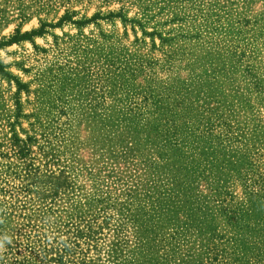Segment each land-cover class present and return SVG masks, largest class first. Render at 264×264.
<instances>
[{
    "label": "trees",
    "instance_id": "16d2710c",
    "mask_svg": "<svg viewBox=\"0 0 264 264\" xmlns=\"http://www.w3.org/2000/svg\"><path fill=\"white\" fill-rule=\"evenodd\" d=\"M132 4L145 17L170 14L168 20L158 19L157 25L177 23L164 35L155 25L150 33L143 32L151 37L150 49L141 53L151 58L149 68L142 66L136 53L112 55L113 60L105 61L107 80L100 82V102L76 115H56L52 126L58 134L61 131L62 141L56 137L54 148L46 149L44 140L25 131L26 136L20 137L14 127L0 145L5 164L0 188L10 186L3 193L9 201L0 199V264H264V185L255 179L247 147L253 146L251 139H258L255 131L250 138L239 125H230L232 100L244 96L235 72L256 94L255 105L262 109L264 0H133ZM152 10L157 13L151 14ZM71 14L75 12L66 10L56 24H42L29 33L17 29L0 41V48L31 41L46 26L66 22L81 26L116 17L124 26L137 22L125 17L121 8L82 21H73ZM234 17L242 27L230 33ZM107 37L102 35L103 40ZM153 37L159 38L158 48ZM234 40L244 45L237 46ZM152 49L159 57L151 56ZM0 75L10 77L2 63ZM16 84L17 96L26 85ZM69 98L58 97L57 102ZM236 103L251 107L248 100ZM61 118L64 121L59 122ZM254 118L260 123L258 116ZM80 123L91 132L89 138L80 139ZM67 139L76 149L91 144L101 157L119 156L122 167L136 159L155 168L138 171L134 184L111 183L113 189H108L110 183L100 185L91 196L84 185L95 186L96 175L88 169L86 175L71 173L70 165L53 171L43 163L47 153ZM75 152L73 160H83ZM35 159L42 165H35ZM236 182L246 199L237 200L228 190ZM218 219L224 227L222 237ZM197 254L200 258L193 262Z\"/></svg>",
    "mask_w": 264,
    "mask_h": 264
},
{
    "label": "rangeland",
    "instance_id": "374dc122",
    "mask_svg": "<svg viewBox=\"0 0 264 264\" xmlns=\"http://www.w3.org/2000/svg\"><path fill=\"white\" fill-rule=\"evenodd\" d=\"M132 2L133 0H0V41L11 37L17 29L20 33H29L40 28L42 24L54 25L66 10L75 12L71 14L73 21L88 19L96 13L106 15L109 11H118L120 8L125 17H134L137 20L133 25L125 26L118 17L98 18L81 26L70 22L57 27L46 26L44 33L33 36L31 41L24 40L0 48V63L10 75L9 78L0 75V145L6 143L11 135L10 129L14 127L20 137L26 136L23 132L25 131L30 136L35 135L39 140H44L46 149L49 146L54 148L55 144H58L56 137L59 136L58 140L62 141L61 131L58 134V130L52 126L56 115L59 114L58 112L69 116L70 113L76 115L89 109L90 105L93 106L96 101L100 102V82L107 80L103 70L109 62L105 61L113 60L112 55L118 52L121 55L136 53L143 60L142 66L146 64L149 68L152 63L151 58L141 53L144 49H150L151 37L143 32L150 33L155 25L156 29L162 31L164 35L169 29L177 26V23L157 25L155 23L158 19L168 20L171 18L170 14L145 17L140 11L141 8ZM150 13H157V10H152ZM236 19L237 17H234L231 20L234 29L231 28L230 33L242 27L241 24L234 23ZM137 23H140L142 27H139ZM102 35L108 36V39L103 40ZM153 41L155 48H158L159 38L153 37ZM234 41L237 46L244 45L242 41ZM138 46L141 49L138 50ZM251 47L252 45H249L246 50ZM150 53L154 58L160 55L156 49H152ZM12 76L26 85V90H22L17 96L15 93L18 81ZM234 77L236 85H240L244 96L235 97L232 100L233 115L230 125H239L238 129L249 133L250 138L257 136L258 140L251 139L253 146L247 145V147L251 149L255 179L258 184L264 185V84H262L261 109L255 105L256 94L241 81L239 73L235 72ZM262 78H264V42H262ZM67 96L70 98L66 101L57 102L58 97ZM237 100L241 102L248 100L251 107L245 108L236 103ZM255 115L258 116L260 123L254 118ZM62 121L64 118H61L59 122ZM242 125L244 128L240 129ZM257 125L261 126L256 128ZM79 127H81L78 129L80 139L83 140L85 136L89 138L91 132H86L81 123ZM63 128L65 131V124ZM64 131L62 134L66 137ZM252 131H255L254 135H251ZM68 144L67 139L63 146L47 153L43 163H46L53 171L70 165L71 173L82 172L86 175L87 172H84V169H88L89 173L96 175L95 186L83 184L88 191L87 194L91 196L94 192L100 191V185L110 183L107 187L113 189L111 183L134 184L140 177L138 171H145L148 166L151 171L155 168V164L149 165V162L139 164L136 159L126 162V166L122 167L123 162H118L119 156L101 157L100 152H95L91 144L77 149L74 144L69 146ZM75 150H78L77 153L83 157V160H73V157L77 155L72 154ZM117 163H121L119 167H116ZM35 165L42 164L35 159ZM4 166L3 159L0 158V171ZM100 169L104 173L103 179H100ZM4 176L7 177L2 173V177ZM3 187L0 188V199L9 201L8 194L3 193H8L10 186L4 184ZM199 188L202 191L206 190V187ZM228 190L232 191L235 199H246L247 194H244L239 182ZM262 204H264V198H262ZM216 222L220 226L217 227V231H220L219 237H222L220 236L224 230L222 220L218 219ZM222 239L227 240V238ZM49 241H52L51 238ZM14 256L22 257L16 254ZM199 258L200 255L197 254L193 262H197ZM262 258H264V214H262Z\"/></svg>",
    "mask_w": 264,
    "mask_h": 264
}]
</instances>
